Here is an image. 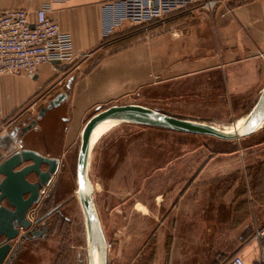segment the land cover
<instances>
[{
    "label": "crops",
    "instance_id": "crops-1",
    "mask_svg": "<svg viewBox=\"0 0 264 264\" xmlns=\"http://www.w3.org/2000/svg\"><path fill=\"white\" fill-rule=\"evenodd\" d=\"M119 1L0 0V12L23 10L32 22L39 9L50 6L49 16L59 22L62 32L71 36L76 54L90 55L89 59L104 55L91 67L88 60L67 70L45 65L35 75H6L1 79L0 139L9 135L19 140L15 152L28 150L56 159L59 170L92 111L160 90H193L196 98H221L231 108L237 105L240 113L252 111L264 90V0L233 7L228 1L213 12L197 10L194 26L188 33L162 36L112 54L103 51L105 31L111 30L108 37L117 36L118 30L127 24H118V16L122 15ZM114 17L115 22L111 20ZM49 93L45 106L58 97L64 99L43 117H39L40 113L35 118L28 114L36 113L42 97ZM53 112L64 115L60 155L41 146L47 134L41 132L42 125ZM32 121H37V125L22 134ZM204 175L195 172L189 179L179 180V189L134 200L132 217L136 222L129 240L121 242V250L130 247L143 251L154 244L156 250L166 251L168 264H225L235 255H240L246 264L261 260L264 264L263 244L252 241L250 215L244 216V197L235 198L234 180ZM29 179L34 181L36 177ZM243 184L238 183L240 187ZM43 200L44 197L40 203ZM236 211L242 215H236ZM140 218L146 219V224ZM19 240L13 242L11 256L4 264H15L18 244L27 241Z\"/></svg>",
    "mask_w": 264,
    "mask_h": 264
},
{
    "label": "rangeland",
    "instance_id": "rangeland-1",
    "mask_svg": "<svg viewBox=\"0 0 264 264\" xmlns=\"http://www.w3.org/2000/svg\"><path fill=\"white\" fill-rule=\"evenodd\" d=\"M196 12H177L144 26L136 27L127 23L118 30V35L111 42L112 54L116 51L120 54L162 36L186 34L194 26ZM85 61L90 67L98 64L96 59L89 57L79 59L76 64L81 65ZM193 92L175 89L164 93L160 90L150 96L142 94L139 98L111 103L101 110L113 105L140 104L227 131L243 123L249 116L238 112L237 105L234 108L227 106L221 98L202 100L194 97ZM47 96L50 93L42 97L36 113L29 111L28 114L37 117L39 108L49 105L45 106ZM99 111H92L83 125ZM62 117L63 114L53 112L41 130L42 133L47 132L41 140L42 148L49 147L51 153L56 155L61 154L58 149L64 131ZM80 145L81 136L73 150L64 156L51 186L45 190V193L48 191L47 197L40 203L38 212L42 216L51 211L53 214L42 223L43 230L38 238L18 244L20 247L17 246L15 250V264H90L88 233L77 194ZM220 151L230 153L217 154ZM212 164L210 170H205ZM198 171L204 172L206 178L234 180V190L238 189V183L243 179L247 188L251 234L255 235L256 230L264 224V127L235 141L181 134L114 120H106L94 129L88 178L94 189L92 202L107 241L108 264H168L166 251L156 250L154 244L143 251L131 250L130 247L121 250V242L129 240L131 227L136 222L135 217H132V202L137 198H153V195L179 189L180 179H189ZM149 179L155 182H146ZM250 181L255 184L251 185ZM237 215H242V212ZM140 222L146 224V219L140 218Z\"/></svg>",
    "mask_w": 264,
    "mask_h": 264
},
{
    "label": "water",
    "instance_id": "water-1",
    "mask_svg": "<svg viewBox=\"0 0 264 264\" xmlns=\"http://www.w3.org/2000/svg\"><path fill=\"white\" fill-rule=\"evenodd\" d=\"M54 65L63 69L58 62ZM63 99V97H58L48 107H43L39 117H43L48 109L58 106ZM106 120L153 127L181 134L210 136L223 141H235L263 129L264 90L243 127L232 132H223L195 123L193 120L178 118L140 104L113 105L93 115L82 131L77 162V194L88 233L90 264H94V250L98 251L99 264H108L107 241L92 202L94 189L88 178L92 133L97 125ZM36 125L37 121H32L22 130V134ZM18 144L19 140L15 141L13 136L5 135L0 139V264H4L10 258L13 242L39 236L40 231H35V227L41 221H31L29 213L39 203L41 192L58 172L56 159L44 157L28 150L15 152L14 147ZM42 167H46V170H43ZM32 175L36 177L34 182L29 180Z\"/></svg>",
    "mask_w": 264,
    "mask_h": 264
},
{
    "label": "built area",
    "instance_id": "built-area-1",
    "mask_svg": "<svg viewBox=\"0 0 264 264\" xmlns=\"http://www.w3.org/2000/svg\"><path fill=\"white\" fill-rule=\"evenodd\" d=\"M231 0H120V21L132 26H144L169 15L186 10L213 12ZM51 8L45 6L36 13L35 21L23 10L0 12V81L6 75H35L42 66L58 62L63 70L76 65L79 59L90 55L74 52L72 38L62 32L57 20L49 16ZM116 21L115 17L111 19ZM111 30L106 29V37ZM36 108V103L34 104ZM29 219L34 221L33 214ZM263 244L264 226L256 230L252 239ZM225 264H246L240 255H235ZM257 264H262L257 263Z\"/></svg>",
    "mask_w": 264,
    "mask_h": 264
},
{
    "label": "trees",
    "instance_id": "trees-1",
    "mask_svg": "<svg viewBox=\"0 0 264 264\" xmlns=\"http://www.w3.org/2000/svg\"><path fill=\"white\" fill-rule=\"evenodd\" d=\"M250 1H253V0H231L230 5H231V7H233V6H236V5H239V4H244V3H247V2H250ZM114 37L115 36H113V37H107L105 39L104 47H103V51L104 52H107V51L108 52H112L113 44L111 42H112V40H114L113 39ZM102 58H104V55L103 54H99V55L95 56L93 59H96V61L99 62L100 60H102ZM149 128H153V127H149ZM155 129H158V128H155ZM160 130H163V129H160ZM170 132H172V131H170ZM226 144H228V143H226ZM228 153H230V152H228V151H220V152H217V154H228ZM241 180L243 181V179H241ZM243 183H244V181H243ZM250 183H251V185H254L255 184V183H253V181H250ZM246 190H247V188H246V184L245 183L243 184L242 187L239 186L238 189L235 190V195H236L235 198H237V196L244 197L243 202H241V206L243 205L245 207V209H244V216L245 217H247L248 214L250 215V213H248V211H249V208H248L249 205H248V203L249 202H248V199L246 197L247 196V191ZM245 213H246V215H245ZM237 214L238 213L236 211V215Z\"/></svg>",
    "mask_w": 264,
    "mask_h": 264
},
{
    "label": "flooded vegetation",
    "instance_id": "flooded-vegetation-1",
    "mask_svg": "<svg viewBox=\"0 0 264 264\" xmlns=\"http://www.w3.org/2000/svg\"><path fill=\"white\" fill-rule=\"evenodd\" d=\"M33 176V175H32ZM30 178H31V176H30ZM30 180V179H29ZM34 181H36V179L34 180ZM34 181H32V182H34ZM51 181H52V179L50 180V183H49V185L46 187L47 189L51 186ZM46 188L44 189V190H46ZM44 190L41 192V197H40V201H41V198L42 197H47L45 194V196H43L42 194H43V192H44ZM48 192V191H47ZM46 192V193H47ZM40 201H39V203H40ZM39 203L37 204V205H35L33 208H32V210L30 211V213L32 214V212H33V217H34V221H38V220H40L41 222L35 227V231H40V234H41V232H42V230H43V227L41 226L42 225V223L47 219V218H49L52 214H53V212L51 211V212H48L47 214H45V215H40L39 214V212H38V208H39ZM29 213V214H30ZM39 234V235H40ZM22 240H25V239H22Z\"/></svg>",
    "mask_w": 264,
    "mask_h": 264
},
{
    "label": "bare ground",
    "instance_id": "bare-ground-1",
    "mask_svg": "<svg viewBox=\"0 0 264 264\" xmlns=\"http://www.w3.org/2000/svg\"><path fill=\"white\" fill-rule=\"evenodd\" d=\"M248 118V117H247ZM247 118L243 121V123L235 126L233 129L227 131V129H218V128H215V129H218L220 131H223V132H232L234 130H237V129H240L241 127H243V125L245 124ZM108 121V120H107ZM104 122V121H103ZM194 122V121H193ZM102 123V122H101ZM195 123H198V122H195ZM201 124V123H199ZM202 125H205V124H202ZM98 126V125H97ZM205 126H208V125H205ZM211 127V126H209ZM214 128V127H213ZM89 250V249H88ZM93 261H94V264H99V257H98V251L97 250H94V255H93Z\"/></svg>",
    "mask_w": 264,
    "mask_h": 264
}]
</instances>
